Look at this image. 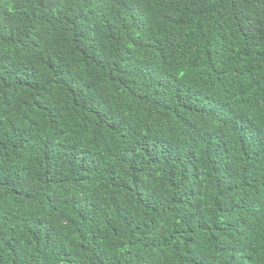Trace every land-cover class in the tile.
Masks as SVG:
<instances>
[{"label":"trees","instance_id":"1","mask_svg":"<svg viewBox=\"0 0 264 264\" xmlns=\"http://www.w3.org/2000/svg\"><path fill=\"white\" fill-rule=\"evenodd\" d=\"M0 264H264V0H0Z\"/></svg>","mask_w":264,"mask_h":264}]
</instances>
